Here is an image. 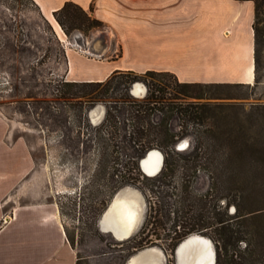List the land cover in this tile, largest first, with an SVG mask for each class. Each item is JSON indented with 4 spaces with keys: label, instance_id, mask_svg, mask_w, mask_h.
<instances>
[{
    "label": "trees",
    "instance_id": "trees-1",
    "mask_svg": "<svg viewBox=\"0 0 264 264\" xmlns=\"http://www.w3.org/2000/svg\"><path fill=\"white\" fill-rule=\"evenodd\" d=\"M252 1L256 6L253 84L182 82L168 71L118 70L104 81H66L67 90L59 89L70 104L75 100L111 104L104 122L94 128L99 156L113 158L115 164L126 161L127 169L114 180L111 196L141 182L169 186L167 179L182 170L184 182L181 188L175 186L178 192L173 194L179 200L152 204L155 220L148 219L146 231L153 224L154 232L169 231L177 242L202 234L215 244L216 264H264V104L230 103L248 97L225 93L264 86V0ZM55 18L68 36L85 26L88 30L104 27L73 2L57 11ZM136 83L146 85L144 98L132 91L123 94ZM249 120L258 123H244ZM184 138L190 139L189 147L178 149ZM153 149L165 155L157 176L145 174L140 167ZM201 174L209 177L206 193L193 189L192 179ZM95 200L98 217L108 199ZM65 228L74 247L75 239L66 224ZM142 233L129 240L132 253L146 246ZM78 264H83L81 257Z\"/></svg>",
    "mask_w": 264,
    "mask_h": 264
},
{
    "label": "rangeland",
    "instance_id": "rangeland-1",
    "mask_svg": "<svg viewBox=\"0 0 264 264\" xmlns=\"http://www.w3.org/2000/svg\"><path fill=\"white\" fill-rule=\"evenodd\" d=\"M58 23L47 19L32 0H0V228L17 210L38 202L58 203L83 264H128L137 253L131 252L132 244L128 242L140 232L146 244L141 250L155 248L160 254V264H179L177 248L185 239L177 242L169 231L157 234L153 224L146 231V223L148 219L155 220L156 214L151 215L152 204L165 199L170 203L179 200L173 194L178 192L175 186L181 188L184 182L182 170L167 179L169 186L150 181L121 189L134 188L143 199V218L131 238L118 240L100 226L101 216L119 192L110 195L114 180L127 169L126 161L115 164L113 158H102L97 152L94 128L104 122L111 104H91L83 100L70 104L62 97L59 89L67 90L64 84L68 61L67 43L58 35L64 29L61 30ZM86 27L67 35L75 49H82L76 43L77 36L82 34L87 38L104 31ZM138 84L145 87L144 94L136 91ZM134 86V92L129 89L123 94L132 91L138 98L147 95L144 83ZM225 93L248 97L228 100L230 103L264 104V86L254 91L227 89ZM247 110H250L249 105ZM183 141L190 143L189 138H184L179 141L178 149ZM192 181H195L194 190L206 193L207 175L201 174ZM97 198L108 199L98 217L94 208L99 207V202H95ZM172 217L171 222L175 213ZM160 218L166 221L165 216ZM209 241L216 264L215 244Z\"/></svg>",
    "mask_w": 264,
    "mask_h": 264
},
{
    "label": "crops",
    "instance_id": "crops-1",
    "mask_svg": "<svg viewBox=\"0 0 264 264\" xmlns=\"http://www.w3.org/2000/svg\"><path fill=\"white\" fill-rule=\"evenodd\" d=\"M51 22L67 3L104 23L75 49L67 34V81H104L115 71H168L182 82L255 81L252 0H34ZM59 24V23H58ZM105 42L103 49L98 43ZM98 46V47H97ZM102 53V54H101ZM56 204V205H55ZM58 203L16 211L0 228V264H78Z\"/></svg>",
    "mask_w": 264,
    "mask_h": 264
},
{
    "label": "bare ground",
    "instance_id": "bare-ground-1",
    "mask_svg": "<svg viewBox=\"0 0 264 264\" xmlns=\"http://www.w3.org/2000/svg\"><path fill=\"white\" fill-rule=\"evenodd\" d=\"M99 46V47H98ZM98 49L105 47V42L98 43ZM136 91L145 93V87L136 86ZM187 145V141L183 143ZM164 155L153 149L149 157L143 159L142 167L149 176H156L162 170ZM144 213L143 199L139 191L127 187L120 191L113 202L109 214L104 218L103 228L111 231L118 240L130 237L142 221ZM179 264H214V249L209 239L200 235H192L178 246ZM160 254L155 248L141 250L132 256L130 264H160Z\"/></svg>",
    "mask_w": 264,
    "mask_h": 264
},
{
    "label": "water",
    "instance_id": "water-1",
    "mask_svg": "<svg viewBox=\"0 0 264 264\" xmlns=\"http://www.w3.org/2000/svg\"><path fill=\"white\" fill-rule=\"evenodd\" d=\"M76 43H77L78 45H80V47H82V49H83L84 51L94 52V51H93V48H94V46H95L96 40L92 41V43H91V45H90V43L85 42L84 39H83L82 37H76ZM101 54H102V53H101ZM134 87H135V86H133L132 91H133ZM133 92H134V91H133ZM133 94H134V93H133ZM184 142H186V141H183L182 143L179 144V149L183 150V149H185V148L187 147V145L190 144V143L187 141V145H183ZM151 151H152V150H150V151L146 154V156H145L143 159H145V158L147 159V158L149 157V154H150ZM143 159L141 160V163H140V164H141V167H142V161H143ZM142 168H143V167H142ZM119 193H120V191L115 195V197H114L112 203L108 206V208L105 210V212H104L103 215L101 216V219H100V226L102 227L103 230H104V228H103V221H104V218L109 214V211H110V209H111V206L113 205V202L115 201V199L117 198V196H118ZM139 225H140V224H139ZM137 229H138V228H137ZM137 229H136V230H137ZM104 231H106V230H104ZM106 232H108V233H112L111 231H106ZM135 232H136V231H135ZM135 232H134L130 237H128L127 239L131 238V237L135 234ZM121 241H123V240H121ZM131 259H132V258H131ZM131 259H130V261H131ZM130 261H129L128 264H130Z\"/></svg>",
    "mask_w": 264,
    "mask_h": 264
}]
</instances>
